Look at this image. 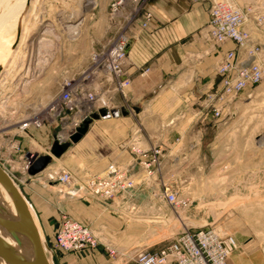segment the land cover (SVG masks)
Here are the masks:
<instances>
[{"label":"crops","instance_id":"crops-1","mask_svg":"<svg viewBox=\"0 0 264 264\" xmlns=\"http://www.w3.org/2000/svg\"><path fill=\"white\" fill-rule=\"evenodd\" d=\"M109 2L83 0L82 10L90 12L84 22L95 30L89 42L109 43L118 31L128 37L130 82L124 97L110 93L112 108L124 109L126 115L92 120L77 143L52 158L53 168L61 166L74 178L62 195L48 191L35 176L23 179L36 182L41 192L43 202L35 200L34 211L42 222V234L50 241L55 226L49 219H58L60 209L88 226L98 241L92 252H51L53 264H135L138 252L155 251L169 243L186 224L182 213L166 203L163 192L193 185L191 174L198 172L204 148L211 146L230 110L237 107L232 100L215 99L219 92L216 66L233 45L218 46L208 39L207 1L131 2L123 7V16L113 19L108 15ZM215 108L220 109L218 116ZM73 123L63 142L74 132ZM53 128L49 124L28 131L27 142L34 143L37 153L49 151L55 140ZM152 158L157 163L150 162ZM108 165L123 170L130 187L107 202L85 195L84 180L103 173ZM23 193L32 205L34 196ZM105 246L116 251L114 258L106 254Z\"/></svg>","mask_w":264,"mask_h":264},{"label":"rangeland","instance_id":"rangeland-1","mask_svg":"<svg viewBox=\"0 0 264 264\" xmlns=\"http://www.w3.org/2000/svg\"><path fill=\"white\" fill-rule=\"evenodd\" d=\"M20 1L12 0L15 5ZM82 1L29 0L17 27L9 33L14 48L11 46L10 58L0 70V143L7 139L18 141L23 154L41 156L49 152L44 154L41 149L39 154L34 143L27 142L28 131L33 128L26 132L17 129L27 119H41L40 128L54 125V139L63 142V110L59 114L54 111L63 107V83L67 78L78 79L81 71L93 65V53L109 46L89 42L95 30L84 22L91 14L82 10ZM229 1L245 15L244 28L250 41L264 48V0ZM131 2L141 5L146 0H124L125 5ZM120 33L123 32L118 31L110 40ZM106 35L110 37L108 32ZM232 101L237 107L230 110L211 146L204 148L199 170L191 174L193 185L174 193L185 201L179 210L186 224L183 230L212 229L232 237L236 249L227 264H264V81L243 90ZM4 151L1 147L0 155ZM18 162L11 166L0 158V167L23 195L24 190L31 198L34 196L30 211L46 245L48 261L53 264L51 241L42 234V222L34 211L35 200L43 202L41 192L36 182H24L31 176L22 173L21 161ZM57 170L63 169L49 163L35 177L51 193L61 194L66 187L47 180V175ZM63 216L68 214L60 209L58 219H49L54 229Z\"/></svg>","mask_w":264,"mask_h":264},{"label":"built area","instance_id":"built-area-1","mask_svg":"<svg viewBox=\"0 0 264 264\" xmlns=\"http://www.w3.org/2000/svg\"><path fill=\"white\" fill-rule=\"evenodd\" d=\"M193 2H208V39L215 45L232 44L233 48L225 50L216 66L219 77V93L215 99L232 100L243 90L259 85L264 81V48L252 43L244 28L245 15L229 0H189ZM124 0H112L109 5V17L123 16ZM148 18V15H145ZM92 55L91 68L81 71L79 78H67L63 83L64 92L61 97L62 109L51 108L59 114L63 110L62 126L67 130L72 122L73 130L80 122L100 108L111 109L113 98L111 92L125 96V89L129 85L127 75V45L128 37L120 33ZM94 82V84L92 83ZM100 84H104L102 91ZM65 112L67 115H65ZM219 108L214 109L218 116ZM41 119H27L17 128L26 132L28 129H39ZM58 140V139H57ZM59 142H62L58 140ZM5 148V154L0 155L11 166L15 161H21L20 170L27 173L37 155L21 152L18 141L7 139L1 141L0 148ZM141 157L145 152L137 151ZM157 151H153V154ZM150 162H156L151 159ZM49 182H56L66 188L74 184L73 176L64 170H57L47 175ZM123 170L114 165H108L103 173L87 177L82 185V192L94 199L107 202L117 192L129 188ZM163 196L167 204L174 211L185 206L174 192L164 191ZM50 252L76 254L92 252L98 247V241L91 229L83 223L68 216H63L54 229ZM105 251L111 257L117 253L105 246ZM236 249L235 240L227 235L221 236L212 229H201L196 232L183 230L169 243L155 251L142 250L135 256V264H227L230 254Z\"/></svg>","mask_w":264,"mask_h":264},{"label":"water","instance_id":"water-1","mask_svg":"<svg viewBox=\"0 0 264 264\" xmlns=\"http://www.w3.org/2000/svg\"><path fill=\"white\" fill-rule=\"evenodd\" d=\"M119 115L125 116V110L100 108L91 113L88 119L84 120L69 136L68 142H59L55 139L48 154L38 156L28 168L27 174L36 176L41 173L53 157H60L70 143L75 144L82 138L92 120L116 118ZM0 186L9 195L17 212L12 221L6 224L10 240L15 245L12 246L0 240V264H50L46 255V245L34 223L30 205L11 176L2 167H0Z\"/></svg>","mask_w":264,"mask_h":264},{"label":"bare ground","instance_id":"bare-ground-1","mask_svg":"<svg viewBox=\"0 0 264 264\" xmlns=\"http://www.w3.org/2000/svg\"><path fill=\"white\" fill-rule=\"evenodd\" d=\"M28 1L29 0H21L15 5L12 0H0V44L3 43L2 48H0V70L2 65H5L9 60L10 49H12L11 46H13L9 33L17 27L21 11L28 5ZM16 214V208L12 204L9 195L0 186V240L9 243L12 246L15 244L10 240L6 224L8 225Z\"/></svg>","mask_w":264,"mask_h":264}]
</instances>
